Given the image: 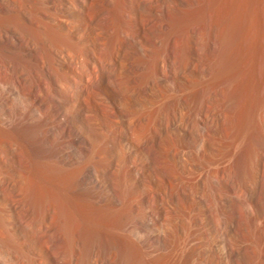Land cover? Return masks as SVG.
Masks as SVG:
<instances>
[{
    "label": "rangeland",
    "instance_id": "1",
    "mask_svg": "<svg viewBox=\"0 0 264 264\" xmlns=\"http://www.w3.org/2000/svg\"><path fill=\"white\" fill-rule=\"evenodd\" d=\"M0 228L3 264H264V0H0Z\"/></svg>",
    "mask_w": 264,
    "mask_h": 264
},
{
    "label": "bare ground",
    "instance_id": "2",
    "mask_svg": "<svg viewBox=\"0 0 264 264\" xmlns=\"http://www.w3.org/2000/svg\"><path fill=\"white\" fill-rule=\"evenodd\" d=\"M192 11V10H191ZM189 12V11H188ZM187 12V14H188ZM180 14V13H179ZM187 14H184V16H186ZM190 14V13H189ZM188 14V15H189ZM187 15V16H188ZM183 16V17H184ZM166 20L164 22H161V25H160V28L164 29L165 26H169L173 21H178L179 18H182V17H179L175 12H171L169 11V9L167 10L166 12ZM187 18V17H186ZM186 18H183V19H186ZM182 19V20H183ZM185 21V20H184ZM187 21V20H186ZM177 25V24H176ZM175 25V26H176ZM173 27V26H172ZM169 29V28H167ZM169 39V38H168ZM173 39V38H172ZM170 43H171V39H169ZM169 44V43H168ZM48 138H51L50 135L47 136ZM61 211H66L65 210V206L63 209H61ZM65 213V212H64ZM64 223V226H65V232H64V235L59 236L57 237V239H55V241L53 242V246L55 245H58V248L60 249L59 251V254L60 256H62V258H66L68 259L69 257V249H70V245H71V238H70V233H71V230H72V225H71V221H68V219L66 218L65 221L63 222ZM8 224V223H7ZM10 224V223H9ZM7 227V225H6ZM1 229V228H0ZM5 231L4 230H0V242L3 243V246L4 247V250L6 248V251L9 249H11L9 246H7L9 244V236L8 235H5ZM11 239V238H10ZM1 245V244H0ZM5 245V246H4ZM50 247V246H49ZM56 250V249H55ZM53 251H54V247H53ZM57 252V250H56ZM53 253V252H52ZM15 256H11L10 261L9 263L10 264H18L20 262V258L19 256H17L16 254H14ZM71 258V257H70ZM8 259V260H9ZM65 261V260H64ZM68 262L70 261L69 259L67 260ZM71 262V261H70ZM0 264H3L2 263V260H0ZM4 264H8L6 262H4Z\"/></svg>",
    "mask_w": 264,
    "mask_h": 264
}]
</instances>
